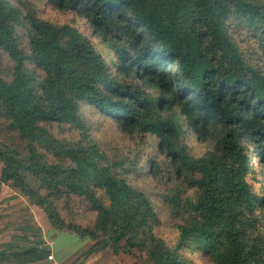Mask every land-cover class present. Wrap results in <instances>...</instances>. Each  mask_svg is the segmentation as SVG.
<instances>
[{"label":"trees","instance_id":"obj_1","mask_svg":"<svg viewBox=\"0 0 264 264\" xmlns=\"http://www.w3.org/2000/svg\"><path fill=\"white\" fill-rule=\"evenodd\" d=\"M42 2L84 19L94 40L42 18ZM257 51L264 0H0V192L9 183L53 229L92 241L71 264L106 247L142 264H195L186 250L209 264H264ZM83 107L137 150L108 152ZM49 252H0V264Z\"/></svg>","mask_w":264,"mask_h":264},{"label":"rangeland","instance_id":"obj_2","mask_svg":"<svg viewBox=\"0 0 264 264\" xmlns=\"http://www.w3.org/2000/svg\"><path fill=\"white\" fill-rule=\"evenodd\" d=\"M38 4H39V13L42 18L49 20L50 22L59 23V24L73 23L81 31H83L90 39L94 40V38L90 35L89 27L84 19L76 16L70 11L57 10L45 2L38 3ZM238 31H239V34H243V35L247 34L246 31L243 32V29L241 27L239 28ZM249 45L253 49L257 50V45L252 40H249ZM256 54H257V57L260 59V62L264 64V55L260 53L259 51H257ZM2 57L3 58L1 61L0 67L5 68L9 64L8 59L4 55H2ZM83 112L88 117H90L91 119L90 121L93 124L92 129H91V134L96 140H98L101 144H103V147L108 152L116 151L117 154L121 155V153L123 154H127L128 152L134 153V151L137 150V146H138L137 139L132 138L130 135H127L123 133L121 130H119L113 120L106 119L98 115H94V113L88 107H83ZM68 134L71 136L73 135L77 136V133H75V131L73 130H70ZM190 137H191L190 146H191L192 151L197 154H201L202 152H204L207 146L205 144L196 143L194 139L192 138V136ZM150 141L153 142L152 139ZM5 185H7L8 188H11L17 194V195H13L12 197H16V198L21 197L25 201L24 205H26L29 214H33V216H37L38 217L37 221L39 223L43 224V226H46V227H48V225L52 227L51 223L49 222L47 218L45 211L40 206H38L33 200L29 199L28 196L21 193L19 189L13 187L9 183H6ZM144 186L147 189L151 188L152 191L158 190V187L155 186L154 182L153 183L149 182L148 186H147V182H145ZM30 209L32 210V212L30 211ZM74 210L78 211L77 208H74ZM83 214H84V217L81 219H77V222L85 224L83 222H87L91 220L93 217L92 213L87 212ZM159 215L161 219H164L163 225L161 226V229L159 230V234L162 236L168 235V232L170 229L168 228L164 213L160 211ZM59 234L60 235L56 237V242L60 249V255H64L67 253L66 252L67 250L69 249L72 250L74 244L76 243L74 242V240H72L73 236H76V237L78 236L70 232L68 234H65V233H59ZM78 238L81 239V241H83L82 242L83 244L81 243L80 248H79L81 250H85L87 247H89L92 244V241L89 239H82L80 237ZM58 246H56V248ZM185 252L187 256L190 255L193 258L195 264H209V262L207 261L205 257L203 256L198 257L195 251L186 250ZM75 260H76V256L72 258V262ZM142 263L143 262L141 261V259L133 253L128 254V253L119 252L115 254L110 247H106V248L101 249L91 259L87 260L86 262L82 264H142Z\"/></svg>","mask_w":264,"mask_h":264},{"label":"crops","instance_id":"obj_3","mask_svg":"<svg viewBox=\"0 0 264 264\" xmlns=\"http://www.w3.org/2000/svg\"><path fill=\"white\" fill-rule=\"evenodd\" d=\"M13 195L17 194L3 184L0 192V252L24 251L33 246L38 249L48 248L52 259L42 257L26 264H70L73 257L77 258L84 251L79 249L83 241L73 236L72 240L76 243L72 250L69 249L66 254L60 255L56 237L59 233H68L57 231L49 225L43 226L37 221V216L29 214L24 205L25 201L21 197H12ZM30 211L32 212L31 209Z\"/></svg>","mask_w":264,"mask_h":264},{"label":"built area","instance_id":"obj_4","mask_svg":"<svg viewBox=\"0 0 264 264\" xmlns=\"http://www.w3.org/2000/svg\"><path fill=\"white\" fill-rule=\"evenodd\" d=\"M47 258L50 260L52 259V255H48Z\"/></svg>","mask_w":264,"mask_h":264}]
</instances>
